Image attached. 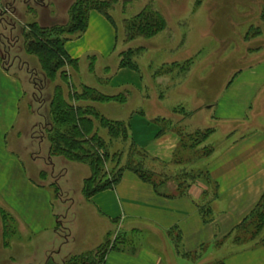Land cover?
<instances>
[{"label":"rangeland","instance_id":"rangeland-1","mask_svg":"<svg viewBox=\"0 0 264 264\" xmlns=\"http://www.w3.org/2000/svg\"><path fill=\"white\" fill-rule=\"evenodd\" d=\"M73 1L42 0L43 4H40L41 0H0V55L10 78L15 79L2 82L10 87V97L7 98L10 99V108L7 107L8 127L4 133L0 131V209L13 216L14 219L9 220L14 232L5 240L0 219V264H60L81 251H96L95 245L104 239L109 229L112 230L110 241L117 232H125V227L114 221L109 223L96 213L89 199L83 196L82 183L90 174L87 163L49 154L48 101L54 85L60 84L65 96L71 88L80 90L82 85L109 95L124 93V102H91L99 113L110 119L129 122L138 114L150 123H153L151 118L157 116L167 118L182 130L190 131L186 124L196 123L202 128H214L204 142L196 145L197 155L203 146L211 147L208 156L196 157L191 150L178 151L181 162H155V167L164 171H157L162 176H172L184 168L205 167L213 158V152L224 149L248 133L249 126H261L264 130V104L257 107L262 109V115L256 114L251 119L249 116V121L240 120L234 126L228 125V129L216 124L215 118L211 117L213 106L209 107L214 104L216 95L225 91L226 82L235 73L264 72V20L261 18L264 0H133L125 5L123 0H117L108 12L110 19L98 14L97 21L90 23L89 20L86 32L68 35L73 47L82 39L77 66L64 67L69 85L59 76L52 81L41 78L38 88L41 91H35L27 67L32 68L38 78L44 74L36 56L23 50L22 38L18 37L24 24L33 19L27 10L37 12L36 19L41 25L66 24L67 10ZM147 4H152L164 16L166 29L150 38L126 40L123 20L133 17ZM13 38L19 40L10 46ZM129 47L143 48L135 58L138 71L124 69L126 73L118 79L123 78L126 82L117 85L110 80L118 74L119 53ZM187 59L192 60L189 70L184 75L174 73L177 76L171 77L173 81L169 86L153 83L152 79L159 76H152L155 68ZM20 61L23 68L19 67ZM35 80L39 79L35 77ZM262 86L259 89L264 90V83ZM175 106H182L186 112L201 107L207 116L202 118V114L198 117L193 113L183 129L179 122L191 113L185 116L174 113L172 108ZM175 119L178 120L176 123ZM99 133L108 138L104 129ZM127 145L114 141L108 151L121 150L122 159H125ZM145 165L147 168L151 165L150 159H146ZM105 166L110 170L112 163L108 161ZM168 180H172L175 186L178 181L175 178ZM165 188L166 185L160 187L164 191ZM215 191L217 193V188L211 185L209 195L196 200L200 203L210 201L212 217L216 214L214 202L217 196H212ZM28 198L40 215L47 213V224L53 216V227L35 232L37 234L28 229L22 218L23 208L27 211L24 205ZM142 222L133 225V230H127V240L119 246L128 250L121 251L129 253L137 246L136 242L151 234L150 227L140 224ZM230 237L225 238L220 246L209 245L214 253L207 257L206 264H212L224 255L239 253L241 264H250L251 261L264 264V228L256 240L242 244L231 243ZM256 249L258 251H254ZM111 251L120 252L117 249ZM197 252L188 255L196 259ZM104 264L115 263L108 259Z\"/></svg>","mask_w":264,"mask_h":264},{"label":"crops","instance_id":"crops-1","mask_svg":"<svg viewBox=\"0 0 264 264\" xmlns=\"http://www.w3.org/2000/svg\"><path fill=\"white\" fill-rule=\"evenodd\" d=\"M98 14L100 13L91 10L88 22L89 20L90 23L92 20L97 21ZM37 15L36 12V17L33 19H36ZM36 21L38 20L36 19ZM81 40L77 41L75 47L70 45L69 41L65 43V49L71 57H79L81 50L79 42ZM0 59V131L4 133L9 124L7 107L10 108V99L7 98L10 97V87L2 82L8 81V79L13 82L15 79L10 78L8 71L2 65L1 55ZM124 69L126 68H119L118 76L115 74L114 79L110 81L117 85L125 83V79H118L126 73ZM134 75L138 78L136 74ZM152 81L157 85L169 86L173 80L170 77L158 76ZM263 83L264 72L232 75L224 86L225 91L218 93L214 104L209 105V107L213 106L211 117L215 118L216 124L223 129H228V125L234 126L240 120L247 121L249 116L251 119V117L255 118L256 114H258L257 116L262 115V109L257 107L264 104V95H262L264 90L259 89ZM257 93H259L258 96ZM202 111L201 107L194 111L191 110L190 116L180 121L179 124L184 129L185 121L191 118L193 113L198 114V117H201V114L202 118L206 117L207 114ZM142 113L141 110L140 114ZM139 116L136 114L130 118L131 136L135 143L151 158L153 169L164 172L155 167V162L160 164L172 162L176 152L178 153L180 137L173 129L160 132L161 124L153 122L159 116L151 118L153 123ZM177 121L175 119L174 123ZM186 128L191 129L190 131L184 129L189 133L203 129L197 123L186 124ZM248 128H250L248 133L241 135L237 138L238 140L231 142L224 149L213 152L211 155L213 158L208 165L201 167L208 171L209 177L217 188V200L214 202L216 214L211 217L209 222L202 221L196 205V200H199L208 188L206 180L202 178H196L188 186L185 195L167 196L156 193L150 184L141 181L133 172L125 170L113 187L92 195L89 201L95 207L96 213L104 216L109 223L114 221L118 226L125 227V232L121 231L116 234L120 233L126 237L127 230H133V225L138 224V221H143L140 224L151 229V234L146 239L136 242L137 246L132 252L108 250L103 264L108 259L113 260L115 264H206L207 257L214 253L212 248L206 245H210L215 239L222 238L237 225L254 207L264 191V130L261 126H249ZM169 181L166 182L168 190L165 189L173 194L175 184L172 180ZM24 207L27 211L23 208L22 218L28 229L34 231L33 233L45 231L54 226L53 216L50 215L51 222L47 224V213L40 215L38 208L31 204L29 198ZM211 209L213 213L212 206ZM169 229L179 233V251L181 253L176 252L167 234ZM111 232V229L107 230L104 238L107 233ZM200 246L204 247L202 255L196 259L190 258L188 254L192 255L191 253L199 250ZM254 251H258V249ZM239 257L240 253L233 256L224 255L220 264H241ZM250 264H253L252 261Z\"/></svg>","mask_w":264,"mask_h":264},{"label":"trees","instance_id":"trees-1","mask_svg":"<svg viewBox=\"0 0 264 264\" xmlns=\"http://www.w3.org/2000/svg\"><path fill=\"white\" fill-rule=\"evenodd\" d=\"M130 1L133 0H123V3L125 5V3ZM116 2L117 0H74L68 7V21L66 24L44 26L38 23L36 19H32L24 24L21 29V36H18L19 39L22 38V48L27 54L36 56L39 67L44 74V77L40 76L38 78L36 73L32 72L33 69L27 67V72L29 73L35 91L39 88L41 78H47L52 81L56 76H59L69 85L68 74L64 70V67L77 66L79 59L71 57L65 49V43L69 40L68 35L79 34L86 30L88 15L91 10L97 11L107 19H110L108 12ZM28 12L32 14V18L36 17V12L33 9H28ZM261 18L264 20V12L261 14ZM166 27L167 22L164 16L153 8L152 4H147L133 17L123 20L125 39L128 41L136 37H153L160 31L166 29ZM12 40L14 44L10 42V46L18 42L14 38ZM142 50V47H129L121 51L119 53L118 67L138 71L135 58ZM2 61H4L3 58ZM191 61V59H187L182 63L172 62L162 64L153 70L152 76L173 74V76H170L171 78L177 76L178 73L184 75L189 70ZM22 64L23 62L20 61V68L24 67ZM35 77L39 80H35ZM104 101L124 102L125 95L124 93L109 95L98 91L94 87L82 85L80 90L71 88L65 96L61 85L56 84L53 86L52 96L48 101V112L50 115V126L47 128L49 154L87 163L90 174L84 178L81 187V192L86 199H89L97 192L113 187L120 180L125 170L133 172L141 181L150 184L154 191L160 195H185L188 186L196 178H202L207 182L208 188L203 192V196L207 197L209 195L211 185L216 189V185L209 177L208 171L201 167L194 166L188 170L184 168L172 176H162L151 165L147 168L145 165L146 159L148 158L151 161V158L133 140L129 132V122L107 118L99 113L91 104V102ZM172 111L183 114L184 116L191 113L186 112V110L184 111L182 106H175L172 108ZM153 122L161 123L160 132L168 129H173L177 132L180 137L178 151L186 152L191 150L196 157L208 156L212 152V148L205 145L198 151L199 155H197L196 145L204 142L214 132L213 127H205L189 133L178 126L175 128L174 124L164 117H157ZM169 123L172 125L169 126ZM100 129L106 131L107 139L100 135ZM114 141H121L123 144H128L125 159H122L123 152L121 150L108 151V147ZM108 161L112 163L110 170H107L105 166ZM181 161L176 152L172 162L177 163ZM169 178L178 180L176 181L175 192L173 194L167 192L166 189L165 191L160 189L161 186L166 185ZM212 196H217L216 191ZM209 202L207 200L205 203L197 202L196 204L203 222H209L212 217V209ZM10 218H13V216H10L5 210L0 209L2 234L5 240L10 233L14 232V229L10 228ZM263 228L264 191L250 212L225 236L220 239H215L212 243L214 246H220L223 240L230 235L232 237V239L231 237L229 238L231 243L235 244L256 240L258 235L263 231ZM167 234L176 252L181 253L179 251V233L174 234V231L169 229ZM110 235L111 233L106 234L104 241L97 246L96 251L91 250L78 255H71L60 264H103L108 250H128L123 246H119L120 243L125 244L123 242L126 239L125 236L122 234L119 236L117 234L110 241ZM5 240H3L4 243H6ZM203 248V246H200V251L198 250L195 254L196 257L199 258L202 255ZM133 250L134 247L129 252ZM222 261V258H220L212 264H220Z\"/></svg>","mask_w":264,"mask_h":264},{"label":"flooded vegetation","instance_id":"flooded-vegetation-1","mask_svg":"<svg viewBox=\"0 0 264 264\" xmlns=\"http://www.w3.org/2000/svg\"><path fill=\"white\" fill-rule=\"evenodd\" d=\"M38 1V0H35V2Z\"/></svg>","mask_w":264,"mask_h":264}]
</instances>
